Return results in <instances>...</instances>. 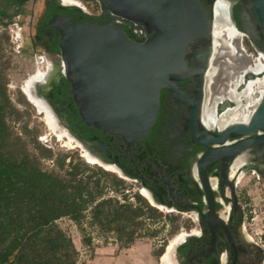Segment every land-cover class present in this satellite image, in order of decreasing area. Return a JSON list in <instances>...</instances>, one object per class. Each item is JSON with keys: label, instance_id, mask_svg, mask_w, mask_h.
I'll return each instance as SVG.
<instances>
[{"label": "flooded vegetation", "instance_id": "obj_1", "mask_svg": "<svg viewBox=\"0 0 264 264\" xmlns=\"http://www.w3.org/2000/svg\"><path fill=\"white\" fill-rule=\"evenodd\" d=\"M199 1L211 21L208 29L196 22L187 23L183 30L171 32L150 27V38L171 34L176 46L178 43H187L188 46L184 48V44L174 49L169 68L171 86L161 88L156 123L141 142L129 144L121 137L105 134L82 123L73 100L72 86L65 74L60 52L62 41L47 23L59 15L71 17L72 23L117 26L138 43L146 41L145 26L104 15L100 7L77 13L63 10L61 0H34L29 14L19 16L20 47L30 58L40 56L43 68L39 69L45 72V77L36 87L35 95L46 103L60 125V131H67L69 136L80 141L78 143L104 166H114L120 179L141 185V195L144 197L145 189L158 206L164 207L161 210L177 213L185 220L183 230L186 233L177 237V246L172 253L175 264H264V248L248 231V215L239 193L242 179L248 173L257 179L264 173V144L241 155L219 158L215 152L249 138L232 136L224 144H214L205 143L203 135L204 132L212 137L220 134V127L206 126L204 110L209 98L221 96L226 89L220 94V86L215 85L212 89L218 76L215 63L219 49L217 53L214 50L217 10L224 13L238 33L245 35L237 37L233 46L220 42V46L225 44L229 49L230 57L247 50L242 54L253 58L251 61L255 60L257 56L251 55L248 45L256 55H264V34L252 0ZM194 17L190 15V18ZM251 30L256 32V42L247 35ZM237 41L239 46H236ZM252 65L243 71V80L229 84L228 99L217 98L213 103L216 104L217 117L241 104L246 106L249 97L244 92L253 80L264 77L263 73L250 72ZM213 68L216 74L208 88V76ZM231 91L243 95L241 103L231 98ZM262 137L264 132L254 138Z\"/></svg>", "mask_w": 264, "mask_h": 264}, {"label": "water", "instance_id": "obj_2", "mask_svg": "<svg viewBox=\"0 0 264 264\" xmlns=\"http://www.w3.org/2000/svg\"><path fill=\"white\" fill-rule=\"evenodd\" d=\"M61 1L65 11L86 13V8L80 5ZM95 1L104 15L145 26L146 41L135 42L117 26L72 23L71 17L59 15L52 17L47 27L62 41L60 52L65 74L82 123L121 137L129 144L141 142L156 123L161 88L171 86L169 68L174 49L184 44V48L188 46L187 43L176 46L171 34L150 38V27L171 32L196 22L208 29L211 21L199 0ZM252 3L264 34V0H252ZM190 15L195 17L190 18ZM247 35L256 42V32L251 30ZM260 132H264V94L249 123L229 125L217 137L207 132L203 135L205 143L214 144H224L232 136L249 138L214 153L222 158L241 155L263 145L264 137L254 138ZM261 177L264 179V173Z\"/></svg>", "mask_w": 264, "mask_h": 264}, {"label": "rangeland", "instance_id": "obj_3", "mask_svg": "<svg viewBox=\"0 0 264 264\" xmlns=\"http://www.w3.org/2000/svg\"><path fill=\"white\" fill-rule=\"evenodd\" d=\"M34 0H29L24 8L13 6L8 8L7 13L10 17L0 19L8 25L0 23V77L2 81H6L7 92L12 105L20 112L19 118L9 117L8 121L11 127L17 134L25 135L26 127L32 132L33 136L38 137V141L47 148L54 151L55 155H66L64 170H60L56 164V160H41L46 170H54L55 172L69 171L73 165L78 164L82 167V176H93L94 179L90 183L89 189L94 195H97L98 190L94 185V181L101 179V188H104V195L98 198L92 208L86 212V219L83 222L81 229L74 221L69 218H64L58 221V225L72 238L75 247L80 252L78 264H163L162 257L165 254L170 243L174 242L178 236L186 233L184 228L185 220L177 213H172L167 210H161L155 207L162 217L156 221L149 218H141L144 225H141V233L146 234L143 238L137 239L132 245L128 246L124 236L123 240L113 232H101L95 224V214L98 213L100 218H106L112 214L113 209H117L120 204L124 203L125 197L136 204L135 196L141 195L142 187L138 183L125 180V185L122 190L118 191L114 188L111 178L101 177L99 170H103L118 178L116 172L104 170L97 164H92L83 156V151L80 148L72 147L67 143V139L60 140L58 134L51 130V126L47 122L46 115L29 102L25 95L24 83L30 75L34 74L37 68H43L40 56L37 58L28 57L20 47L21 42H15L11 38L13 30L16 31V25L19 24V16L29 14ZM77 1V0H76ZM87 5L89 10L93 8L99 9V3L95 0H79ZM21 24H19L20 26ZM21 27V26H20ZM239 46V42H236ZM245 50L246 46L244 45ZM253 58L246 57L238 52L236 56L230 57L229 49L225 44L220 46L217 53L215 67L217 70L216 84L213 87L220 86L218 94L225 88L221 96L213 99L209 98L213 104L217 98L227 97V89L229 84L243 80V71L249 65H252L259 57L248 45ZM240 53L242 55H240ZM251 61V62H250ZM229 62V63H228ZM257 79V78H256ZM257 81V80H256ZM250 82V81H249ZM248 82V83H249ZM258 88V89H257ZM256 93L246 99L244 105H250L249 112H254L261 99L260 92L264 89L262 86H257ZM241 90L243 88H240ZM212 93V91L210 92ZM29 148L32 149V136L29 138L24 136ZM88 167L90 170H86ZM262 178V177H261ZM256 176L248 173L239 186V193L243 198V206L248 215V231L251 236L264 248V181L258 183ZM117 191V192H116ZM142 196V195H141ZM145 198V197H144ZM146 199V198H145ZM147 200V199H146ZM150 203V201H149ZM175 219V221L171 219ZM150 233V235H149ZM155 235V236H153ZM88 239L91 241L88 243ZM164 254L160 256L161 251Z\"/></svg>", "mask_w": 264, "mask_h": 264}, {"label": "trees", "instance_id": "obj_4", "mask_svg": "<svg viewBox=\"0 0 264 264\" xmlns=\"http://www.w3.org/2000/svg\"><path fill=\"white\" fill-rule=\"evenodd\" d=\"M19 116L9 99L6 81L0 77V264H78L80 252L58 221L69 218L83 229L86 212L104 195L101 179L94 181L98 190L94 195L89 189L94 177L82 176L81 165L75 164L64 173L46 170L41 160H56L58 168L64 170L67 156L55 155L26 127L24 136H32L31 151L24 136L8 121ZM99 173L111 178L118 191L125 185L110 173L101 169ZM124 197V203L106 218L96 213L94 222L101 232H113L121 240L126 236L130 246L147 236L140 231L144 225L140 219L156 221L162 214L139 194L136 204ZM163 254L162 250L160 256Z\"/></svg>", "mask_w": 264, "mask_h": 264}, {"label": "bare ground", "instance_id": "obj_5", "mask_svg": "<svg viewBox=\"0 0 264 264\" xmlns=\"http://www.w3.org/2000/svg\"><path fill=\"white\" fill-rule=\"evenodd\" d=\"M64 2L69 3V4H77L83 7L80 1L64 0ZM217 14H218V17H217L215 32H214V35H215L214 50L216 53L219 49L220 42L225 41L227 45L233 46L234 40H236L237 37L245 36V35H241L240 33H238L234 29V27H232L228 23L226 17L224 16V13L220 9L217 10ZM250 72H255L256 74H262V73L264 74V55L263 54H261L258 57L255 64L250 67ZM215 74H216V69L215 68L211 69L209 72V76H208V88L211 87ZM44 77H45V72L38 68V70L34 74L30 75L29 78L25 81L23 91L25 92V95L27 96L28 100L39 110V112L46 115L47 122L51 126V130L55 132L56 134H58L60 140L67 139V143L70 146L80 148L83 151V156L86 158L88 162L92 164L101 165L110 171L116 172L117 169H115L114 166L113 167L104 166V164H102L98 159L91 156V154L84 148V146L81 143H78L80 141L77 142L74 138L69 136L67 131H60V127H59L60 125L58 126L55 116L49 110L46 103H44L42 99H40L37 95H35V89L39 84L43 83ZM253 81L252 83H250L246 92H244V94L247 95L248 97L256 93L257 86L260 85L262 86V88H264V77L257 81H254V82ZM260 94L262 97L264 94V89L260 92ZM230 95H231V98L241 103L240 99L243 96L241 93L237 94L235 91H231ZM259 101L260 100H258L256 103H258ZM241 105H239V107L237 108L229 109L221 117L220 116L217 117L216 107H215L216 104L212 105L208 101L205 105V110H204V121H205L206 126L209 128L220 127V129L222 130L232 124L249 123L253 112L248 113L247 111L251 107V104L249 106L246 105L243 107ZM143 195L149 201H151L152 204H154V201L152 200L149 193L145 189L143 190ZM157 207H159L160 209H164V207L162 206L157 205ZM175 241L170 243L165 254L163 255L162 257L163 264H175L173 260V256H172V251L174 247L177 245Z\"/></svg>", "mask_w": 264, "mask_h": 264}, {"label": "crops", "instance_id": "obj_6", "mask_svg": "<svg viewBox=\"0 0 264 264\" xmlns=\"http://www.w3.org/2000/svg\"><path fill=\"white\" fill-rule=\"evenodd\" d=\"M27 2H29V0H0V19L10 17L7 13L8 8L13 6L24 8ZM0 23L4 25L7 24L5 21H0Z\"/></svg>", "mask_w": 264, "mask_h": 264}, {"label": "built area", "instance_id": "obj_7", "mask_svg": "<svg viewBox=\"0 0 264 264\" xmlns=\"http://www.w3.org/2000/svg\"><path fill=\"white\" fill-rule=\"evenodd\" d=\"M80 3H81V5H83V7L84 8H86V10H87V5L86 4H84L82 1H80ZM16 26V31L15 30H13V33L11 34V38L13 39V40H16L15 42H18V41H20L21 42V40H20V38H21V32H20V30H21V28L19 27V24L17 23V24H15ZM261 180H263L264 181V179L263 178H261V177H258V183H260V181ZM263 186H264V184H263Z\"/></svg>", "mask_w": 264, "mask_h": 264}]
</instances>
